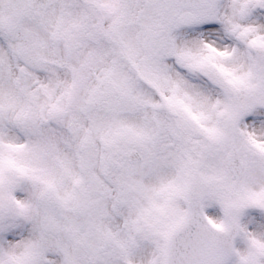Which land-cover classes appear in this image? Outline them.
<instances>
[{
  "label": "snow or ice",
  "instance_id": "1",
  "mask_svg": "<svg viewBox=\"0 0 264 264\" xmlns=\"http://www.w3.org/2000/svg\"><path fill=\"white\" fill-rule=\"evenodd\" d=\"M0 264H264V0H0Z\"/></svg>",
  "mask_w": 264,
  "mask_h": 264
}]
</instances>
